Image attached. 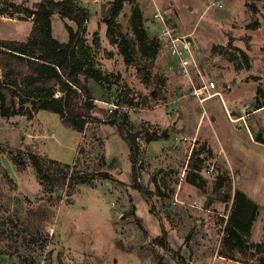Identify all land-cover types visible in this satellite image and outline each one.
Wrapping results in <instances>:
<instances>
[{
	"label": "rangeland",
	"instance_id": "1",
	"mask_svg": "<svg viewBox=\"0 0 264 264\" xmlns=\"http://www.w3.org/2000/svg\"><path fill=\"white\" fill-rule=\"evenodd\" d=\"M3 1L0 38L27 39L34 20L24 6L40 0H14L18 9L6 13ZM76 1L89 14L81 48L89 66L101 73V81H89L96 117L83 132L48 111L32 119L0 117V264L264 262V196L258 202L248 194L255 204L241 217L248 222L254 205L257 214L244 233L245 245L224 241L234 200L222 201L214 183L218 172L229 168L216 159L206 124L198 132L201 102L191 94L194 87L215 81L227 103H235L232 113L240 105L254 134L264 135V106L255 105L257 95L264 99V0H128L111 35L101 13L111 0ZM154 10L164 21L154 17ZM66 23L76 27L53 14L52 32L62 42L70 37ZM164 24L195 40L196 61L189 72L154 40ZM205 105L217 116L210 128L218 141L228 126L221 96ZM112 110L127 131L138 135L137 173L150 199L134 182L129 146L108 121ZM153 134L156 138L149 140ZM194 145L204 147V189L187 180ZM31 150L71 164L63 187L52 191L40 179ZM229 173L233 196L245 192L237 173ZM163 230L168 248L157 240Z\"/></svg>",
	"mask_w": 264,
	"mask_h": 264
},
{
	"label": "trees",
	"instance_id": "2",
	"mask_svg": "<svg viewBox=\"0 0 264 264\" xmlns=\"http://www.w3.org/2000/svg\"><path fill=\"white\" fill-rule=\"evenodd\" d=\"M128 0H111L112 11L110 17L104 18L108 23V33L116 17ZM2 12L6 13L19 5L14 0H4ZM24 12L33 18V27L25 40L0 38V117L25 115L34 118L40 111H50L57 114L62 124L74 130L83 132L87 123L95 118L94 110L97 105L93 91L89 85L90 79L101 81L98 69L89 66L88 56H84V45H80V33L88 20L87 10L76 0H40L33 6H24ZM59 13L62 18H69L76 23V27L66 23L70 37L62 42L54 37L52 32V16ZM11 17H16L10 14ZM23 17V16H22ZM159 41L158 38H154ZM125 42L122 52L127 61L129 53ZM256 108L264 106V99L256 96ZM116 110L108 115V121L117 125L118 130L130 149L133 179L144 195L150 199L149 189L139 181L137 173V154L139 144L137 134L130 133L122 123L115 118ZM157 134L149 137L156 138ZM257 141L264 143L262 132L255 133ZM2 146L0 145V150ZM204 147L197 149L195 145L188 159L187 180L199 189L206 188L207 179L201 173L205 158L202 155ZM29 158L38 176L55 190L56 185L64 186L70 163L53 159L46 154L29 151ZM231 175L228 170L218 172L214 191L218 192L221 200L228 202L233 198V212L225 226V242L233 246L245 245V235L250 230L257 214L254 205L248 222L241 214L250 210L255 204L252 198L243 191L237 190L233 196L230 192ZM209 198H213L212 195ZM153 213L154 209L151 208ZM168 248L166 232L157 239ZM260 247L261 245L258 244ZM261 264H264L262 262Z\"/></svg>",
	"mask_w": 264,
	"mask_h": 264
},
{
	"label": "crops",
	"instance_id": "3",
	"mask_svg": "<svg viewBox=\"0 0 264 264\" xmlns=\"http://www.w3.org/2000/svg\"><path fill=\"white\" fill-rule=\"evenodd\" d=\"M206 101L197 106L200 109L197 118V126L200 127L198 132L205 130V137L209 141H213L216 159L224 160L229 172L237 173L235 177L240 181L244 191L259 202L264 196V143L255 139L253 129L250 127L242 108H238L240 105L234 107L235 112L232 113L231 106L233 103H227L222 93L221 104L228 126L225 130L226 133L222 128L221 139L215 141L213 139L214 133L210 127L217 121V116L213 109L206 107ZM40 113L42 111L38 114ZM207 118L209 121H206ZM205 124L206 127L202 130Z\"/></svg>",
	"mask_w": 264,
	"mask_h": 264
},
{
	"label": "built area",
	"instance_id": "4",
	"mask_svg": "<svg viewBox=\"0 0 264 264\" xmlns=\"http://www.w3.org/2000/svg\"><path fill=\"white\" fill-rule=\"evenodd\" d=\"M153 15L157 20L164 21V15L160 11L154 10ZM87 22L88 20L85 23ZM158 39L164 44L174 59L178 61L180 67L189 72L190 67L196 61V42L193 37L178 34L170 26L164 24L158 33ZM216 87V82L211 80L204 82L201 86L194 87L191 94L198 97L200 102H204L216 95L221 96V92Z\"/></svg>",
	"mask_w": 264,
	"mask_h": 264
},
{
	"label": "water",
	"instance_id": "5",
	"mask_svg": "<svg viewBox=\"0 0 264 264\" xmlns=\"http://www.w3.org/2000/svg\"><path fill=\"white\" fill-rule=\"evenodd\" d=\"M111 11H112V6L106 8V5H102L101 13L105 18L110 17Z\"/></svg>",
	"mask_w": 264,
	"mask_h": 264
}]
</instances>
